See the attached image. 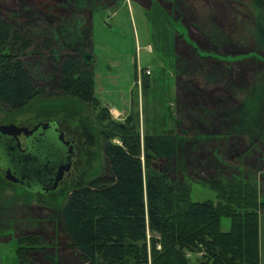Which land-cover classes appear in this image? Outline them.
<instances>
[{
  "label": "trees",
  "instance_id": "trees-1",
  "mask_svg": "<svg viewBox=\"0 0 264 264\" xmlns=\"http://www.w3.org/2000/svg\"><path fill=\"white\" fill-rule=\"evenodd\" d=\"M249 1L252 39L258 47L253 52L264 56V18L261 17L264 0ZM68 3L70 6H65L62 16H59L61 9L52 4L47 7L35 4L47 16L43 18L46 23L35 48L42 54V60H51V64L57 65L52 71L55 89L89 105L104 124L99 131L103 171L85 185L71 189L56 213L65 248L73 255L72 264H194V259L186 255L188 252L200 253L197 260L200 264H259L258 219L264 214V176L252 183L246 179L235 180L234 177L242 176L239 167L233 162V166L226 164L215 153L194 160L200 144L216 137L193 135L184 139L175 133L177 122L165 103L172 87V70L175 76L179 73L174 71L171 41L165 42L166 53L161 54L166 68L156 70L158 74L155 72L152 78L143 73L141 81L142 96L151 100L159 97L163 118L157 120L160 115H154L151 121L146 118V127H153L157 132L140 133L137 116L129 111L122 122L115 120L109 107L97 97L94 71L81 58L89 43L86 36L88 10H82L87 0H77V4L68 0ZM12 14L0 15V104L19 110L46 87L35 84V75L23 60L33 41L15 22L18 12L14 13L16 16ZM65 15L68 20L64 25L60 18ZM32 19L38 17L34 15ZM192 50L198 65L212 56L211 52L204 55L195 48ZM56 51L57 57L54 56ZM188 79L187 84L192 88L191 82L195 80ZM215 79L209 74L205 84H212ZM244 99L234 100L232 106L201 113L207 122L213 118L225 126V135L215 146L223 145L229 135L237 136L246 145L233 156L241 160L257 152L253 143H262V137L256 132L258 127L264 131V106L258 108L257 118L250 124L253 130L234 120V114L239 115L243 108ZM185 129L191 128L185 125ZM114 138L118 142H114ZM259 160H264V151ZM254 165L261 170L259 163L253 162ZM183 169L203 173V184L214 191L215 200H192V186L174 181L173 175ZM222 175L229 178L224 181L220 179ZM222 217L229 220L226 230L221 228ZM50 224L54 226L52 219ZM16 242L18 264H35L33 255L38 254L43 261H48L40 234L33 231L19 236Z\"/></svg>",
  "mask_w": 264,
  "mask_h": 264
},
{
  "label": "rangeland",
  "instance_id": "rangeland-1",
  "mask_svg": "<svg viewBox=\"0 0 264 264\" xmlns=\"http://www.w3.org/2000/svg\"><path fill=\"white\" fill-rule=\"evenodd\" d=\"M67 2L68 0H0L1 16L4 13L7 17L12 13L16 16L15 12L21 16L14 17V20L20 30L33 41V46L23 60L35 75V84L46 87L45 91L22 109L10 110L0 104V122L32 125L38 120L56 119L66 135L74 139L76 152L71 173L55 191L46 195L39 193L32 196L23 188L5 180L4 176L0 177V264H18L16 240L33 231L41 235L49 257L48 261H43L39 254L33 255L35 264H72L73 255L65 248L59 223L56 222V213L62 208L71 189L85 185L103 171L99 131L104 124L96 117L97 111L55 89L52 71L57 65L51 64V60H42V54L37 53L35 48L46 23L43 18L47 17L35 4H45L46 7L52 4L61 9L59 16H62L65 6H70ZM70 2L77 4V0ZM83 9L88 10L86 36L89 43L81 58L94 71L95 93L102 103L106 106L116 104L115 107L121 109L125 99L124 107L129 105V108L121 116L125 118L130 111L135 118L137 116L140 133L146 130L157 132L153 127H146L145 119L151 121L155 118L154 115H160L157 120L163 118L161 103L159 97L151 100L142 96L141 81L146 69L150 71L149 77L152 78L156 76V70L166 68L161 54L162 51L166 53L163 49L165 42L168 44L171 41L174 71L179 73L175 76L172 70V87L165 103L170 106L173 120L177 122L174 125L177 128L175 133L180 138H190L193 135L202 138L216 137V140L200 144L201 149L199 148L194 160H201L207 154L215 153L226 164L232 165L233 162L239 167L242 176L234 177L235 180L246 179L252 183L264 176V160L258 162L264 151V131L261 128L258 127L256 133L262 137V143H253L257 152H248L246 160H241L239 156H233L242 152L246 145L237 136L229 135L223 145L215 146L221 140L219 138L225 135V126L213 118H209L207 122V118L201 115L205 110L232 106L234 100L240 101L244 97L240 114H234L233 118L236 122L249 125L253 130L250 124L257 118L258 108L264 106V56L253 52L258 47L252 39L253 17L249 0H87ZM34 15L38 19L33 20ZM261 15L264 18V13ZM60 20L62 24L68 19L65 15ZM192 48L204 55L211 52L212 56L198 65L192 57ZM57 54L56 51L54 56L57 57ZM135 73L137 79H134ZM209 74L216 79L212 84H205ZM189 77L195 80L191 82L192 88L187 84ZM243 113L245 117L241 119L240 115L244 116ZM183 122L186 128L192 130L187 131ZM262 128L264 129V122ZM113 141L118 142L115 138ZM253 162L259 163L261 170L256 165L252 166ZM173 176L174 181L179 180L192 186V200H215L214 191L203 184V173L183 169L180 174ZM228 178L229 176L222 175L220 179L226 181ZM51 219L54 226L50 224ZM228 227L229 220L222 217L221 228L226 230ZM186 255L194 259V264H200L197 261L200 253L188 252Z\"/></svg>",
  "mask_w": 264,
  "mask_h": 264
},
{
  "label": "flooded vegetation",
  "instance_id": "flooded-vegetation-1",
  "mask_svg": "<svg viewBox=\"0 0 264 264\" xmlns=\"http://www.w3.org/2000/svg\"><path fill=\"white\" fill-rule=\"evenodd\" d=\"M47 122L50 123V126L46 130L38 128V130L33 132V134L30 136H25L23 133L17 136L20 144L19 151H27V163L26 165L21 164L17 167V182H12L4 177L8 182L17 185L24 190L26 188V192L30 193L32 196H36L39 193L46 195L49 192L55 191L59 187L60 183L64 180V178H66V176L71 173L73 160L76 157L75 141L74 139L66 135L64 128L56 119L38 120L32 125H27L20 122H0V125L14 123L18 126L28 127V129H32L39 123ZM59 133L62 134L63 140L68 142L66 147H64L61 144V141L58 140L57 136L59 135ZM2 143L5 145L4 148L9 158L13 159L14 152H10V150L14 147L12 146L13 144L10 139L7 138L6 140L5 138V141H3ZM20 152H18L15 156V160L17 162L21 161L20 157L22 156L21 154H19ZM69 152L71 153L69 157L70 169L68 172H64L62 178L58 180L56 187L51 189L56 175L57 167L65 162V158L68 156ZM2 155L5 156L4 153H2ZM4 160L5 157H0L1 178L2 176H4L5 167L8 168V161ZM37 166H40V168L38 170H35ZM25 178L27 180H25Z\"/></svg>",
  "mask_w": 264,
  "mask_h": 264
},
{
  "label": "water",
  "instance_id": "water-1",
  "mask_svg": "<svg viewBox=\"0 0 264 264\" xmlns=\"http://www.w3.org/2000/svg\"><path fill=\"white\" fill-rule=\"evenodd\" d=\"M49 126H50L49 122L39 123V124L35 125L32 129H28V127H24V126H18L14 123L1 124L0 125V157H5L4 161H8V168L5 167V171H4V177L6 179H8L12 182H17L18 181V175L16 173L17 167L21 164L26 165V163H27V160H26L27 151H23V152L19 151L20 144H19L17 136L21 133H23L25 136H30L33 134V132L37 131L38 128L46 130ZM4 137L6 138V140H7V138L10 139V141L13 144L12 146L14 148L10 150V152H14L13 159L9 158V156L7 155V152L4 148L5 145L2 143L3 141H5ZM57 137H58V140L61 141V144L64 147H66L68 142L63 140L62 134L59 133V135ZM18 152H20L19 154H21V156H22V157H20L21 161H19V162H17L15 160V156ZM2 153H4L5 156H3ZM70 154L71 153L69 152L68 156L65 158V162L57 167L56 175L54 178L55 184L53 182L51 189L56 187L58 180H60L62 178L64 172L69 171V169H70V158H69ZM39 168H40V166L39 167L37 166L35 170H38ZM25 180H27V179L25 178ZM25 190H26V188H25Z\"/></svg>",
  "mask_w": 264,
  "mask_h": 264
},
{
  "label": "crops",
  "instance_id": "crops-1",
  "mask_svg": "<svg viewBox=\"0 0 264 264\" xmlns=\"http://www.w3.org/2000/svg\"><path fill=\"white\" fill-rule=\"evenodd\" d=\"M134 79H137V75L136 77L134 76ZM94 80L96 82V78L94 77ZM136 81V80H135ZM134 82V81H133ZM134 85V83H132ZM124 102L121 106V109H117L115 105H107V107H109L110 113L113 115L114 118H116V120H123L124 116L123 115L125 112L127 113V109L129 108V105L124 107L125 104V99H123ZM129 103V101H128ZM258 231H259V264H264V214H260L259 215V219H258ZM192 258V257H191Z\"/></svg>",
  "mask_w": 264,
  "mask_h": 264
},
{
  "label": "built area",
  "instance_id": "built-area-1",
  "mask_svg": "<svg viewBox=\"0 0 264 264\" xmlns=\"http://www.w3.org/2000/svg\"><path fill=\"white\" fill-rule=\"evenodd\" d=\"M145 72L148 73V74L150 73V71H149L148 69H146ZM146 73H145V74H146Z\"/></svg>",
  "mask_w": 264,
  "mask_h": 264
}]
</instances>
